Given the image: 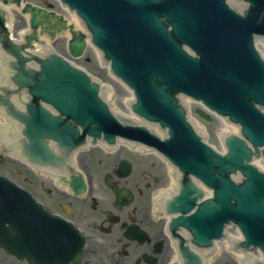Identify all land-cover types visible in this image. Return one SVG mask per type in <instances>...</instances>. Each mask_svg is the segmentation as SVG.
<instances>
[{"label":"water","instance_id":"obj_1","mask_svg":"<svg viewBox=\"0 0 264 264\" xmlns=\"http://www.w3.org/2000/svg\"><path fill=\"white\" fill-rule=\"evenodd\" d=\"M1 1L21 6V0ZM60 1L82 19L91 32L92 43L111 61L113 73L134 90L137 101L133 111L169 127L170 138L161 141L144 125L112 113L99 93V84L54 49H48L45 56L34 54V43H45L39 34H48L54 40L68 26L63 16L28 3L22 14H29L33 31L24 37L25 43L10 38L6 11L0 7V47L8 63L9 84L0 82V102L6 116L23 124L19 138L23 155L37 165H59L74 149L86 144L87 138L94 144L98 140L113 144L118 136L141 141L156 147L184 173L197 176L214 189V201L204 203L194 219L185 221L198 241L219 235L223 223L234 222L247 239L261 241L264 250V174L250 164L259 150L253 152L247 143L256 149L264 146V60L254 49L252 39L247 38L245 26L232 21L226 28L229 35L212 39L197 32L208 30L204 17L208 12L200 10L196 15L191 5L180 0L168 5L160 0ZM159 14L174 23L173 34ZM200 18L198 25L195 20ZM73 28L71 25L69 52L77 58L83 55L87 43L84 35L74 33ZM180 43L193 47L199 58L188 55ZM176 92L202 99L218 113L240 123L247 141L230 136L225 156L200 142L174 98ZM113 105L126 111L114 100ZM202 124L216 147L221 132L237 131L214 117L203 118ZM9 138L16 147L11 133ZM238 172L247 178L241 185L231 176ZM18 191L6 179L4 191H0V246L12 253L17 240L26 238L23 233L28 236L30 216L34 212L43 214L40 205L27 194L19 198ZM194 194L198 197L202 192L192 181L183 182L181 195L167 206L185 212L195 202ZM58 247L67 250L69 245Z\"/></svg>","mask_w":264,"mask_h":264},{"label":"flooded vegetation","instance_id":"obj_2","mask_svg":"<svg viewBox=\"0 0 264 264\" xmlns=\"http://www.w3.org/2000/svg\"><path fill=\"white\" fill-rule=\"evenodd\" d=\"M3 129L0 114V177L27 190L59 223L73 226V254L56 264H259L260 248L246 246V239L225 235L199 246L188 230L171 226L176 216L161 205L173 192L163 184L171 176L157 155L166 167L162 179L145 173L146 156L128 147L115 152L92 147L76 154L70 171L40 173L10 155ZM80 176L86 183L83 191ZM53 259L51 249L24 248L11 254L0 248V264H54Z\"/></svg>","mask_w":264,"mask_h":264},{"label":"rangeland","instance_id":"obj_3","mask_svg":"<svg viewBox=\"0 0 264 264\" xmlns=\"http://www.w3.org/2000/svg\"><path fill=\"white\" fill-rule=\"evenodd\" d=\"M36 4L44 5L46 0H33ZM50 2H55L54 0H48ZM60 6L57 7L59 10ZM11 21L14 28V31L16 34H19V28H24L26 20H24L18 13L15 11H11ZM83 28V27H82ZM84 30V29H83ZM66 38L65 36L63 38H60L58 41L54 43L55 47L61 50L62 53L67 54V48H66ZM99 52L92 46H90L87 50V54L84 58L81 60H78V64L85 67L87 70L93 72L100 80L104 81L105 83H108L112 85V88L115 92L114 102L115 104L128 111V105L124 102V100L128 97L129 89L125 87L124 85H121L119 81L114 79L110 73L109 70L105 67L101 66L100 60H99ZM101 154H99V157L101 158ZM88 158V157H87ZM132 160L136 161L138 158L136 156L132 157ZM144 172L147 174H152L159 179H162L164 175V170L166 169L165 165H161V161L157 159L154 155L152 156H146L144 158ZM165 167V169H164ZM163 184H165L164 187L169 186V181L166 177ZM230 264H234L232 261L228 262ZM224 264V263H223Z\"/></svg>","mask_w":264,"mask_h":264},{"label":"bare ground","instance_id":"obj_4","mask_svg":"<svg viewBox=\"0 0 264 264\" xmlns=\"http://www.w3.org/2000/svg\"><path fill=\"white\" fill-rule=\"evenodd\" d=\"M68 18L73 24H75L78 28H80L82 30L81 21L74 14L69 15ZM131 100H132V95L129 93V97L126 98L124 100V102L126 104H129V103H131ZM171 183H172V180H171Z\"/></svg>","mask_w":264,"mask_h":264}]
</instances>
